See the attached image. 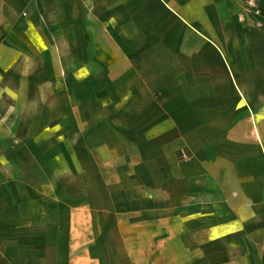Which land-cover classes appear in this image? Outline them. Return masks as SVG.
<instances>
[{
    "label": "crops",
    "instance_id": "0c3cea01",
    "mask_svg": "<svg viewBox=\"0 0 264 264\" xmlns=\"http://www.w3.org/2000/svg\"><path fill=\"white\" fill-rule=\"evenodd\" d=\"M243 5L0 0V191L20 141L98 166L142 149L148 218L183 215L218 261L264 264V29Z\"/></svg>",
    "mask_w": 264,
    "mask_h": 264
},
{
    "label": "rangeland",
    "instance_id": "374dc122",
    "mask_svg": "<svg viewBox=\"0 0 264 264\" xmlns=\"http://www.w3.org/2000/svg\"><path fill=\"white\" fill-rule=\"evenodd\" d=\"M256 2L260 14L243 5L238 22L249 16L264 29V9ZM26 142L9 149V180L0 191V206L8 204L0 264H224L207 246L192 243V229H178L183 215L172 216L168 229L160 228L159 214L148 218L145 150L138 149L135 166L123 155H105L114 164L83 165L85 150L23 148Z\"/></svg>",
    "mask_w": 264,
    "mask_h": 264
},
{
    "label": "built area",
    "instance_id": "2783aa9c",
    "mask_svg": "<svg viewBox=\"0 0 264 264\" xmlns=\"http://www.w3.org/2000/svg\"><path fill=\"white\" fill-rule=\"evenodd\" d=\"M243 4L249 13H251L253 15H259L260 14V9L258 7L256 0H243ZM244 15H245L244 13H240L238 15V20L243 21Z\"/></svg>",
    "mask_w": 264,
    "mask_h": 264
}]
</instances>
